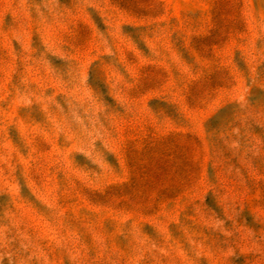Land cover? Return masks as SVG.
Instances as JSON below:
<instances>
[{
    "label": "rangeland",
    "instance_id": "374dc122",
    "mask_svg": "<svg viewBox=\"0 0 264 264\" xmlns=\"http://www.w3.org/2000/svg\"><path fill=\"white\" fill-rule=\"evenodd\" d=\"M0 264H264V0H0Z\"/></svg>",
    "mask_w": 264,
    "mask_h": 264
}]
</instances>
